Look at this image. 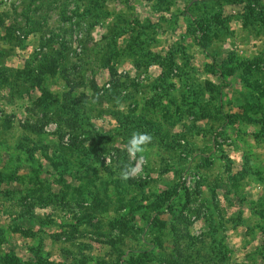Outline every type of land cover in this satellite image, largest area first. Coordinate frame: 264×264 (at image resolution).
<instances>
[{
  "label": "rangeland",
  "instance_id": "374dc122",
  "mask_svg": "<svg viewBox=\"0 0 264 264\" xmlns=\"http://www.w3.org/2000/svg\"><path fill=\"white\" fill-rule=\"evenodd\" d=\"M0 264H264V0H0Z\"/></svg>",
  "mask_w": 264,
  "mask_h": 264
},
{
  "label": "clouds",
  "instance_id": "9594fccd",
  "mask_svg": "<svg viewBox=\"0 0 264 264\" xmlns=\"http://www.w3.org/2000/svg\"><path fill=\"white\" fill-rule=\"evenodd\" d=\"M154 137L149 133L134 131L125 145L130 160H135V165H126L121 170L120 176L127 181L137 177L142 172V166L146 163L144 155L152 144Z\"/></svg>",
  "mask_w": 264,
  "mask_h": 264
},
{
  "label": "built area",
  "instance_id": "2783aa9c",
  "mask_svg": "<svg viewBox=\"0 0 264 264\" xmlns=\"http://www.w3.org/2000/svg\"><path fill=\"white\" fill-rule=\"evenodd\" d=\"M141 78H143V76H142ZM109 87H110V84L107 83V84L105 85V88H109Z\"/></svg>",
  "mask_w": 264,
  "mask_h": 264
}]
</instances>
